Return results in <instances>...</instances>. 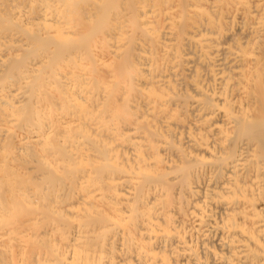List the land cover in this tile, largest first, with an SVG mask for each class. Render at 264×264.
<instances>
[{"label": "bare ground", "instance_id": "bare-ground-1", "mask_svg": "<svg viewBox=\"0 0 264 264\" xmlns=\"http://www.w3.org/2000/svg\"><path fill=\"white\" fill-rule=\"evenodd\" d=\"M0 264H264V0H0Z\"/></svg>", "mask_w": 264, "mask_h": 264}]
</instances>
